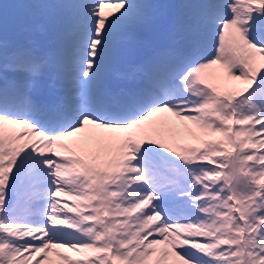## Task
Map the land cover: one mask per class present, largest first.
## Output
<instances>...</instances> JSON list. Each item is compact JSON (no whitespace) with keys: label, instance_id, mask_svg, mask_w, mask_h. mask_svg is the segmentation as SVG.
<instances>
[{"label":"snow or ice","instance_id":"1","mask_svg":"<svg viewBox=\"0 0 264 264\" xmlns=\"http://www.w3.org/2000/svg\"><path fill=\"white\" fill-rule=\"evenodd\" d=\"M17 7L53 30L0 3V264H264V0Z\"/></svg>","mask_w":264,"mask_h":264},{"label":"rangeland","instance_id":"2","mask_svg":"<svg viewBox=\"0 0 264 264\" xmlns=\"http://www.w3.org/2000/svg\"><path fill=\"white\" fill-rule=\"evenodd\" d=\"M220 69H219V66H214V68L213 69H210L209 71L210 72H212V71H219ZM235 86V88L236 89H239V88H242L243 87V82L242 81H232L231 82V85H225L226 87H231V86ZM168 117H169V115L168 114H166ZM170 119H172V120H175L176 118L175 117H169ZM64 200H68V198L67 197H64L63 198ZM68 202L69 203H72L70 200H68Z\"/></svg>","mask_w":264,"mask_h":264}]
</instances>
